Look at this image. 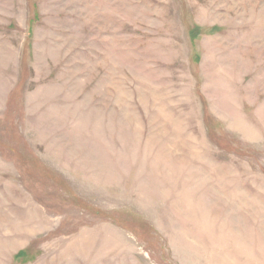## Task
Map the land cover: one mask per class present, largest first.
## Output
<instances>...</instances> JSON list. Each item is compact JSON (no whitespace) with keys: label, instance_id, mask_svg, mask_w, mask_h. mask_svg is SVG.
Listing matches in <instances>:
<instances>
[{"label":"rangeland","instance_id":"rangeland-1","mask_svg":"<svg viewBox=\"0 0 264 264\" xmlns=\"http://www.w3.org/2000/svg\"><path fill=\"white\" fill-rule=\"evenodd\" d=\"M0 264H264V0H0Z\"/></svg>","mask_w":264,"mask_h":264}]
</instances>
